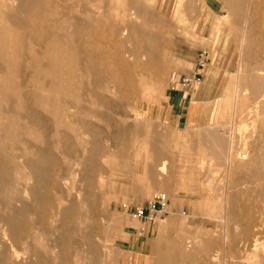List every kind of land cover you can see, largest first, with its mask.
<instances>
[{
    "label": "rangeland",
    "instance_id": "1",
    "mask_svg": "<svg viewBox=\"0 0 264 264\" xmlns=\"http://www.w3.org/2000/svg\"><path fill=\"white\" fill-rule=\"evenodd\" d=\"M20 1L0 0V156L3 158H0L3 160L0 178L6 179V182L0 181L3 189L0 190V234L3 236L0 240L6 243H0V264H25V252L29 250L32 258H35L32 253L38 254L36 264H134L133 253L124 252L119 246L126 221L131 220L122 212L120 204L144 205L153 193L161 192L169 197L170 188L186 203L185 215L203 223L205 264H251L249 253L254 246L264 245V0H237L235 18L232 17V0L216 2L215 15L211 16L218 34L216 40L220 38L216 46L224 58L232 59V65L224 63L217 75L221 83V112L216 122L195 130L171 129L152 117V111L160 106L166 90L171 89L169 76L172 73L183 75L175 56L180 52V42L187 38L183 29L189 21L199 19L190 15L203 12V0H64L66 3L47 0L49 21L36 20L35 23L22 11H17ZM133 8L144 14L131 21ZM251 13H255V17ZM145 14L156 21L154 32L164 40L161 55L167 60L166 71L158 86L147 81L134 89L124 88L114 74L107 56L108 48L94 40L78 41L68 27L90 15L113 22L119 35L121 26L142 22ZM34 24L37 27H33ZM30 33L37 35L30 36ZM92 64L102 66L104 73L95 70ZM196 68L195 60L191 73ZM123 140H127L126 143ZM31 142L34 144L30 148ZM228 150H232L231 164L226 161ZM240 152L243 156L247 154V158H235ZM161 159L167 164L164 174L158 171ZM37 184L42 186L39 188ZM30 197L34 198L33 202ZM20 199L24 203L19 202ZM10 215L15 216L16 222L11 230L6 222ZM17 218L24 223L20 224ZM6 229L16 239L10 237ZM22 237L24 240L20 239ZM20 245L28 250L18 248ZM232 247L238 248L235 255H232ZM67 255L73 257H68L69 262ZM261 257L263 259L257 258L258 262L264 264V254ZM253 264L258 263L255 260Z\"/></svg>",
    "mask_w": 264,
    "mask_h": 264
},
{
    "label": "crops",
    "instance_id": "2",
    "mask_svg": "<svg viewBox=\"0 0 264 264\" xmlns=\"http://www.w3.org/2000/svg\"><path fill=\"white\" fill-rule=\"evenodd\" d=\"M203 1V12L190 15L199 19L189 21L182 31L187 38L180 42V52L175 57L181 74L189 75L195 66L196 56L205 52L204 75L191 92L168 88L160 106L152 111V117L175 130L203 129L216 122L221 112V83L217 75L224 63L232 65V59L224 58L216 46L220 38L216 40L218 34L211 16L214 17L219 0ZM186 211V203L170 188L164 215L143 225L127 220L119 246L124 252L133 253L134 264H205L203 223L196 217L186 216ZM142 227L144 230L138 235ZM190 241H193L191 246L188 245ZM163 255L172 259L164 260Z\"/></svg>",
    "mask_w": 264,
    "mask_h": 264
},
{
    "label": "bare ground",
    "instance_id": "3",
    "mask_svg": "<svg viewBox=\"0 0 264 264\" xmlns=\"http://www.w3.org/2000/svg\"><path fill=\"white\" fill-rule=\"evenodd\" d=\"M61 1V0H60ZM75 1V0H74ZM74 1H73V3H74ZM18 2H19V0H18ZM21 3L19 4V6L17 7V11L19 10V11H22L24 14H25V16L28 18V19H31V23H35L36 22V20H46V21H49V18L51 17L50 15V13L48 12V11H46V2H47V0H22V1H20ZM61 2H65L64 0L63 1H61ZM108 2V1H107ZM260 2V1H259ZM66 3V2H65ZM105 3H106V1H105ZM68 4V3H67ZM72 4V3H71ZM107 4V3H106ZM248 4V3H247ZM74 5V4H73ZM105 5V4H104ZM104 5H103V7H104ZM253 5V4H252ZM65 6V5H64ZM67 7V6H66ZM65 7V8H66ZM16 8V7H15ZM72 8V7H71ZM262 8V7H261ZM257 8H255V10H256ZM64 10V9H63ZM133 10H134V12L131 14V17H130V20L131 19H136V18H139V17H141L143 14H144V12L142 11V10H140V9H138V8H133ZM260 10V9H259ZM105 11H106V9H105ZM248 11V10H247ZM253 11H254V9H253ZM4 12V11H3ZM107 12V11H106ZM252 12V11H251ZM253 13V12H252ZM251 13V14H252ZM63 14H64V11H63ZM255 14V13H254ZM254 14H252V16H254ZM247 15V14H246ZM67 16V15H66ZM75 16V15H74ZM236 16H238V6H237V0H232V17H236ZM11 17H13V16H11ZM26 17H25V19H26ZM78 17V16H77ZM76 17V18H77ZM229 17V16H228ZM255 17V16H254ZM253 17V18H254ZM260 17V16H259ZM75 18V17H74ZM14 19V18H13ZM15 19H17V18H15ZM259 19V18H258ZM245 20H246V17H245ZM260 20V19H259ZM132 21V20H131ZM9 22V21H8ZM20 22V21H19ZM19 22H17V24L19 23ZM41 22V21H40ZM39 22V23H40ZM156 23V21H153V19L151 18V17H149L148 16V14H145V20H143L142 22H128V23H126L123 27L121 26V29L119 30L120 32H119V35H118V28H117V26L113 23V22H110V21H108V20H103V19H101L100 17H96V16H90V15H86L84 18H82L81 19V22L79 23V24H76V23H71V24H69L68 25V27L70 28V30H71V33H72V35H73V37H75V38H77L78 39V41H86V42H90V40H94L95 42H97V43H100L101 45H103L104 47H107L108 48V54H107V56H108V58H109V60H110V62L112 63V65H113V67H114V74H115V76H117L119 79H120V82L121 83H123L124 84V88H128V89H134V88H136L137 87V85L139 84V83H141V85H144V84H146V82L148 81V82H150V83H152L153 85H156V86H158L159 84H160V81H161V79H163V77H164V75H163V77H162V74H163V72H164V70H165V60L166 59H164L163 57H162V47H164L163 45H164V40L162 39V38H160V37H158V36H156V34H155V28H153V23ZM22 23V22H21ZM20 23V24H21ZM39 23H37V24H39ZM261 23V22H260ZM29 24V23H28ZM36 24V25H37ZM19 25V24H18ZM30 25V24H29ZM31 25H33V24H31ZM35 25V24H34ZM33 26V27H37V26ZM45 25V24H44ZM246 25V24H245ZM244 25V26H245ZM252 25V24H251ZM20 26V25H19ZM25 26H27V25H25ZM46 26V25H45ZM50 27H51V25H49ZM33 27H30L31 29L33 28ZM39 27V26H38ZM255 27V26H254ZM254 27H253V29H254ZM258 27H260V26H258ZM21 28H22V26H21ZM42 28V27H41ZM261 28V27H260ZM30 29V30H31ZM40 29V28H39ZM238 29V28H237ZM257 28H255V30H256ZM38 30V29H37ZM44 30H45V28H44ZM244 30V29H243ZM259 30V29H258ZM258 30H256V31H258ZM33 31H34V28H33ZM41 30H39V32H40ZM46 31V30H45ZM29 32V31H28ZM32 32V31H31ZM237 32V31H236ZM244 32V31H243ZM243 32L241 33V35L243 34ZM259 32H260V30H259ZM263 32V31H262ZM34 33V32H33ZM36 33H37V31H36ZM46 33H47V31H46ZM50 33V32H49ZM52 33V32H51ZM31 34L32 33H30V36H31ZM55 34V33H54ZM27 35V34H26ZM33 35V34H32ZM37 34H35V35H33V36H36ZM39 35H41V34H39ZM60 35V34H59ZM62 35V34H61ZM42 36V35H41ZM40 36V37H41ZM49 36V35H48ZM244 36V35H243ZM263 36V35H262ZM38 37V36H37ZM37 37H35V39L37 38ZM45 37V35H43V38ZM237 37V36H236ZM32 38H34V37H32ZM50 38V37H49ZM41 39V38H40ZM167 39V38H166ZM245 39V38H244ZM263 39V38H262ZM62 40V39H61ZM241 40H242V38H241ZM39 41V40H38ZM41 41V40H40ZM44 41V40H43ZM64 41V40H63ZM238 41V40H237ZM236 41V42H237ZM246 41V40H245ZM36 42V41H35ZM42 42V41H41ZM45 42V41H44ZM43 42V43H44ZM73 42H75V41H73ZM80 42H77V43H80ZM85 42V43H86ZM241 42V41H240ZM36 43H38L39 44V42H36ZM126 43H127V45H126ZM166 43V42H165ZM242 43V42H241ZM244 43H246V42H244ZM260 43H262V42H260ZM41 45V44H40ZM39 45V46H40ZM44 45V44H43ZM63 45H64V43H63ZM81 45V44H80ZM83 45V44H82ZM263 45V44H262ZM65 46V45H64ZM77 46H78V44H77ZM239 46V45H238ZM242 46V45H241ZM241 46L239 47V48H241ZM42 47V46H41ZM76 47V46H75ZM83 47V46H82ZM84 49H86V45H84ZM90 47V46H89ZM255 47H256V44H255ZM253 48V47H252ZM43 49V48H42ZM78 49V48H77ZM89 49V48H88ZM94 49V48H93ZM104 49V48H103ZM87 50V49H86ZM81 51V50H80ZM94 53V55H95V50H92ZM91 51V52H92ZM102 52H103V50H101ZM166 51V50H165ZM240 51H241V49H240ZM79 52V51H78ZM99 52V51H98ZM37 53H38V50H37ZM77 53V52H76ZM84 53V52H83ZM252 53V52H251ZM254 53V52H253ZM26 54V53H25ZM79 54V53H78ZM89 54V53H88ZM92 54V55H93ZM98 54V53H97ZM103 56V55H102ZM249 56H250V54H249ZM256 56V55H255ZM87 57H88V55H87ZM96 57V56H95ZM94 57V58H95ZM165 57V56H164ZM99 58V57H98ZM103 58V57H102ZM90 59H91V57H90ZM96 59V58H95ZM81 60V59H80ZM84 60V59H83ZM93 60V59H92ZM102 60V59H101ZM104 60H105V58H104ZM85 61H86V59H85ZM98 61V60H97ZM167 61V60H166ZM99 62V61H98ZM103 62V61H102ZM105 62H107V61H105ZM104 62V63H105ZM23 63V62H22ZM79 63H80V61H79ZM100 63V62H99ZM82 64H83V62H82ZM88 64V63H87ZM98 64V63H97ZM101 64V63H100ZM42 65V64H41ZM89 65V64H88ZM106 65V64H105ZM44 66H45V64H44ZM95 70H98V71H102L101 73L103 74L104 73V71L103 70H105V69H102V66H96V64H92L91 65ZM22 67V66H21ZM43 67V66H42ZM88 67V66H87ZM91 68V67H90ZM104 68V67H103ZM109 68V67H108ZM107 68V69H108ZM3 70H4V68H3ZM84 70V69H83ZM91 70V69H90ZM109 70V69H108ZM29 71V70H28ZM97 71V72H98ZM110 71V70H109ZM109 71H106V73L107 72H109ZM166 71V70H165ZM82 72V71H81ZM96 72V73H97ZM86 73V72H85ZM105 73V74H106ZM166 73V72H165ZM93 74H94V72H93ZM256 74V73H255ZM97 75V74H96ZM98 76V75H97ZM166 76V75H165ZM28 77V76H27ZM101 77V76H100ZM26 78V77H25ZM24 78V79H25ZM165 78V77H164ZM237 78V77H236ZM99 79V78H98ZM101 79H102V77H101ZM164 80V79H163ZM27 81V80H26ZM98 81V80H97ZM48 82V81H47ZM85 82V81H84ZM96 82V81H95ZM101 82V81H100ZM119 82V81H118ZM119 82V83H120ZM91 83V82H90ZM99 83V82H98ZM103 83V82H102ZM93 84V83H92ZM24 85H25V83H24ZM100 85V84H99ZM47 86V85H46ZM97 86V85H96ZM148 87V86H147ZM99 88V87H98ZM149 88V87H148ZM82 89H83V87H82ZM88 89V88H87ZM92 90H94V89H92ZM92 90H91V92H92ZM28 91V90H27ZM32 91V90H31ZM26 92V91H25ZM81 92V91H80ZM96 92V91H95ZM29 93V92H28ZM83 93V92H82ZM93 93V97H94V92H92ZM101 93V92H100ZM85 94H86V92H85ZM97 94V93H96ZM103 94V93H102ZM106 94V93H105ZM30 95V94H29ZM74 95V94H73ZM72 95V96H73ZM91 95V94H90ZM264 95V94H263ZM24 96H25V94H24ZM81 96H82V94H81ZM27 97H28V95H27ZM91 97H92V95H91ZM101 97V96H100ZM99 97V98H100ZM25 98H26V96H25ZM30 98V97H29ZM37 98V97H36ZM83 98V97H82ZM97 98V97H96ZM108 98V97H107ZM107 98H105V99H107ZM103 99H104V97H103ZM104 99V100H105ZM28 100V99H27ZM32 100V99H31ZM88 100V99H87ZM102 100V99H101ZM238 100V99H237ZM61 101V100H60ZM86 101V100H85ZM239 101V100H238ZM27 102V101H26ZM68 102V101H67ZM87 102V101H86ZM103 102V101H102ZM101 102H99V104H100ZM84 105V104H83ZM100 105H102V103L100 104ZM73 106V105H72ZM87 106V105H86ZM85 106V107H86ZM71 107V106H70ZM34 108V107H33ZM84 109V108H83ZM40 111V110H39ZM77 112V111H76ZM82 112V111H81ZM80 112V113H81ZM99 112V111H98ZM42 113V112H41ZM96 114H97V111H96ZM95 114V115H96ZM20 115V114H19ZM70 116V115H69ZM68 116V117H69ZM98 116V115H97ZM45 117V116H44ZM48 118V117H47ZM51 119V118H50ZM21 120V119H20ZM44 120V119H43ZM75 120H77V119H75ZM82 120V119H81ZM52 121V120H51ZM78 121V120H77ZM86 121H87V119H86ZM38 122V121H37ZM50 122V121H49ZM78 123H80V121L78 122ZM88 123H90V122H88ZM37 124V123H36ZM44 124V123H43ZM47 124H49V123H47ZM83 124V123H82ZM84 124H86V123H84ZM41 125V124H40ZM39 125V126H40ZM45 125V124H44ZM50 125V124H49ZM48 125V126H49ZM35 126V125H34ZM87 126H88V124H87ZM86 126V127H87ZM41 127V126H40ZM39 127V128H40ZM44 128V127H43ZM51 128H52V124H51ZM131 128V127H130ZM40 129H42V128H40ZM127 129V128H126ZM142 130V129H141ZM43 131V130H42ZM49 131V130H48ZM51 131H52V129H51ZM54 131V130H53ZM126 131H128V130H126ZM130 131V130H129ZM50 132V131H49ZM67 133V132H66ZM20 134V133H19ZM46 134V133H45ZM49 134V133H48ZM68 134H70V133H68ZM218 134V133H217ZM22 135H23V133H22ZM15 136V135H14ZM47 136V135H46ZM128 137H129V135H127ZM61 137V136H60ZM68 138V137H67ZM23 139H24V137H23ZM22 139V140H23ZM47 139V138H46ZM14 140H15V138H14ZM158 140V139H157ZM122 141V140H121ZM121 141H120V143H121ZM124 141V140H123ZM125 141H127V140H125ZM124 141V142H125ZM229 141H231V140H229ZM29 142V141H28ZM67 142V141H66ZM161 142V141H160ZM193 142V141H192ZM46 143V142H45ZM126 143V142H125ZM156 143V142H155ZM157 143H159V142H157ZM32 144H34V143H32L31 142V145H30V143H29V145H28V147L30 146V148H31V146H32ZM65 144V143H64ZM194 144V143H193ZM50 145V144H49ZM232 145V144H231ZM36 146V145H35ZM156 146V145H155ZM28 147H26V148H28ZM37 147H38V145H37ZM37 147L35 148V149H37ZM70 147V146H69ZM239 147V146H238ZM42 148V147H41ZM158 148V147H157ZM160 148V147H159ZM230 148V147H229ZM240 148V147H239ZM68 149V148H67ZM157 150V149H156ZM161 150V149H160ZM160 150H159V152H160ZM239 150V149H238ZM36 151V150H35ZM39 151H41V150H39ZM68 151V150H67ZM162 151V150H161ZM232 150H228L227 151V155H226V161L228 160V162L231 164V162H233L232 161V156H231V152ZM235 151V150H234ZM69 152H70V150H69ZM158 152V151H157ZM237 152V151H236ZM241 152H242V149H241ZM239 153V154H237V156L235 157V158H237V159H239V160H243V159H245V157L247 158V154L245 155L244 154V156L242 155V153ZM45 153V152H44ZM72 153V152H71ZM246 153V152H245ZM46 154V153H45ZM159 154V153H158ZM35 155V154H34ZM37 155V154H36ZM71 155V154H70ZM162 155V154H161ZM164 155H165V153H164ZM38 156H43L42 154H38ZM159 156V155H158ZM242 156L244 157V158H242ZM18 157V156H17ZM160 157V156H159ZM234 157V156H233ZM0 158L1 159H3L1 156H0ZM6 158V157H5ZM26 158H29V157H26ZM25 158V159H26ZM46 157H44V158H42V159H45ZM49 158V157H48ZM47 158V159H48ZM234 158V159H235ZM41 159V158H40ZM41 159V160H42ZM165 159H167V158H165ZM29 160V159H28ZM40 160V161H41ZM1 161H3V160H1ZM0 161V162H1ZM5 161V160H4ZM26 161V160H25ZM29 162V161H28ZM82 162V161H81ZM160 162H162V159H161V161ZM34 163V162H33ZM33 163H31L30 164V166H32L33 165ZM42 163H44L43 161H42ZM4 164V163H3ZM45 164V163H44ZM43 164V165H44ZM47 164V163H46ZM212 164V163H211ZM1 165V164H0ZM10 165V164H9ZM8 165V166H9ZM156 165V164H155ZM167 165V164H166ZM165 162L163 161L161 164H159V169H158V171H159V174H164L163 172H164V170H165ZM41 166L42 165H40V167L39 168H41ZM46 166V165H45ZM48 166V165H47ZM153 166V165H152ZM1 167V166H0ZM44 167V166H43ZM227 167V166H226ZM3 168H5L6 169V167H3ZM10 168V167H9ZM29 168H31V167H29ZM37 169L36 167H33V169H37L38 171L40 170V169ZM209 168V167H208ZM262 168V167H261ZM0 169H2V168H0ZM8 169V168H7ZM6 169V170H7ZM12 169V168H11ZM155 169V168H154ZM42 170V169H41ZM228 170V169H227ZM29 171H31V170H29ZM33 172H34V170H32ZM158 171H156V172H158ZM1 172V171H0ZM41 172V171H40ZM155 172V173H156ZM221 172V171H220ZM250 172H252V171H250ZM254 172V171H253ZM1 173H3V172H1ZM10 173V172H9ZM35 173H37L36 171H35ZM143 173V172H142ZM16 174V173H15ZM30 174H31V172H30ZM47 174V173H46ZM152 174V173H151ZM157 174V173H156ZM5 175V174H4ZM12 175V174H11ZM22 175V174H21ZM35 175V174H34ZM40 175V174H39ZM38 175V173H37V176H39ZM150 175V174H149ZM218 175V174H217ZM0 176H2V175H0ZM15 176V175H14ZM17 176V175H16ZM31 176H33V175H31ZM211 176H213V174L211 175ZM1 178H3V177H1ZM0 178V181L2 180H6V179H1ZM7 178V177H6ZM21 178V177H20ZM34 178V177H33ZM14 179V178H13ZM12 179V180H13ZM37 179H38V177H37ZM37 179H36V181H37ZM40 179V178H39ZM164 179H166V178H163V180ZM212 179V178H211ZM7 180H9V182H10V179H7ZM17 180V179H16ZM42 180V179H41ZM154 180V179H153ZM156 180V179H155ZM34 181H35V179H34ZM43 181V180H42ZM44 181H45V178H44ZM158 181V180H157ZM162 181V180H161ZM165 181H167V180H165ZM165 181H164V183H165ZM6 182V181H5ZM51 182V181H50ZM50 182H49V184H50ZM2 183V182H1ZM52 183V182H51ZM156 183V182H155ZM154 183V184H155ZM163 183V182H162ZM11 184V183H10ZM20 184H22L21 183V181H20ZM35 184V183H34ZM39 184H40V182H39ZM41 184H43V183H41ZM55 184V183H54ZM54 184H53V186H54ZM166 184V183H165ZM5 185V184H4ZM4 185H2V186H4ZM12 185V184H11ZM38 185V184H37ZM5 186H7V184L5 185ZM18 186V185H17ZM42 186V185H41ZM41 186H39L38 185V187L40 188ZM45 186V185H44ZM43 186V187H44ZM52 186V187H53ZM58 186V185H57ZM157 186V185H156ZM0 187H1V184H0ZM15 187V186H14ZM21 187H22V185H21ZM33 187V186H32ZM38 187H36V188H38ZM42 187V188H43ZM48 187V186H47ZM47 187H44L45 189L47 188ZM50 187V186H49ZM48 187V189H50ZM69 187V186H68ZM151 187H153V185L151 186ZM164 187H166V186H164ZM10 188V187H9ZM26 188V187H25ZM28 189L29 188H31V187H27ZM43 188V189H44ZM54 188V187H53ZM60 188V187H59ZM154 188H155V186H154ZM162 188V187H161ZM21 189H24V188H21ZM32 189V188H31ZM45 189H44V191H45ZM57 189V188H56ZM210 189V188H209ZM0 190L2 191L3 189H1L0 188ZM6 190V189H5ZM15 190H17L18 191V188L17 189H15ZM26 190V189H25ZM33 190V189H32ZM60 190V189H59ZM0 191V192H1ZM7 191H8V189H7ZM13 191H14V189H13ZM22 191V190H21ZM29 191H31V190H29ZM38 191V190H37ZM43 191V192H44ZM63 191V190H62ZM4 193L6 192V191H3ZM27 193H28V191H26ZM46 192V191H45ZM212 192V191H211ZM6 193H9V192H6ZM23 193H24V191H23ZM22 193V194H23ZM32 193V192H31ZM49 193V192H48ZM57 193L58 194H60V192H58L57 191ZM33 194V193H32ZM57 194V195H58ZM212 194V193H211ZM5 195V194H4ZM9 195V194H8ZM27 195H29V194H27ZM40 195H41V193H40ZM43 195V194H42ZM46 195V194H45ZM61 195V194H60ZM72 195V194H71ZM32 196V195H31ZM38 196H39V194H38ZM47 196V195H46ZM68 196V195H67ZM67 196H65V197H67ZM25 197V196H24ZM24 197L22 198V199H24ZM34 197V196H33ZM62 197H63V195H62ZM74 197V196H73ZM73 197L71 196L70 198H72L73 199ZM3 198V197H2ZM7 198V197H6ZM6 198H5V200H6ZM31 198V197H30ZM35 198V197H34ZM34 198H31L30 200H32V202H33V199ZM44 198V197H43ZM49 199H50V197H48ZM64 198V197H63ZM62 198V199H63ZM69 198V197H68ZM69 198V199H70ZM206 198V197H205ZM9 199H11V196H9ZM14 199H15V197H14ZM22 199H20V201L19 202H21V200ZM38 200L40 199V197L39 198H37ZM49 199H47V201L49 202ZM61 199V198H60ZM60 199H58V200H60ZM67 199V198H66ZM68 199V200H69ZM4 200V201H5ZM18 200V199H17ZM16 200V201H17ZM36 200V199H35ZM44 200V199H43ZM56 200V199H55ZM3 200H2V202H4ZM7 201V200H6ZM11 201H13V200H11ZM23 201V203H24V200H22ZM40 201V200H39ZM57 201V200H56ZM56 201H55V203H56ZM62 201V200H61ZM60 201V202H61ZM75 201V200H74ZM73 201V202H74ZM41 202V201H40ZM51 202V201H50ZM59 202V203H60ZM72 202V203H73ZM8 203V202H7ZM11 203H13V202H11ZM11 203H10V205H11ZM15 203H18V202H15ZM23 203H22V205H23ZM26 203V202H25ZM35 203V202H34ZM38 203V202H37ZM42 203V202H41ZM40 203V204H41ZM44 203H46L45 201H44ZM52 203V202H51ZM58 203V204H59ZM2 204V203H1ZM9 204V203H8ZM39 204V203H38ZM38 204H35L36 206L38 205ZM39 204V205H40ZM49 204V203H48ZM57 204V203H56ZM77 204V203H76ZM5 205V204H4ZM13 205V204H12ZM20 205H21V203H20ZM19 205V206H20ZM26 205V204H25ZM25 205H24V207H25ZM34 205V206H35ZM42 205V204H41ZM46 205H47V203H46ZM51 205V204H50ZM49 205V206H50ZM69 205V204H68ZM27 206V205H26ZM43 206V205H42ZM52 206H53V204H52ZM56 206V205H55ZM70 206V205H69ZM76 206V205H75ZM74 206V207H75ZM17 207V206H16ZM21 208V207H20ZM22 208H23V206H22ZM36 208V207H35ZM38 208V207H37ZM41 208V206L38 208V209H40ZM45 208V207H44ZM53 208V207H52ZM57 208V207H56ZM55 208V209H56ZM62 208V207H61ZM77 208V207H76ZM75 208V209H76ZM18 209H19V207H18ZM24 209V208H23ZM23 209H21V210H23ZM48 209V208H47ZM6 210H7V208H6ZM17 210V209H16ZM21 210H19L20 212H21ZM25 210V209H24ZM41 210V209H40ZM50 210V209H49ZM66 210V209H65ZM78 211H79V209H77ZM18 211V212H19ZM64 211V210H63ZM73 211V210H72ZM81 211V210H80ZM75 212V211H74ZM85 212V211H84ZM22 213H23V211H22ZM40 213V212H39ZM41 213H42V210H41ZM59 213H60V211H59ZM58 213V214H59ZM76 213V212H75ZM79 213V212H78ZM82 213V212H81ZM4 214V213H3ZM18 214V213H17ZM20 215H21V213H19ZM18 214V215H19ZM54 214V213H53ZM24 215V214H23ZM46 215V214H45ZM80 215H82V214H80ZM84 215V214H83ZM89 215V214H88ZM4 216V215H3ZM26 216V215H25ZM24 216V217H25ZM42 216V215H41ZM56 216V215H55ZM240 216V215H239ZM239 216H238V218H239ZM59 217V216H58ZM14 218H15V216H8V217H6V222L9 224V228L11 227H13V226H15L16 224V222H14L15 220H14ZM22 218H23V216H22ZM55 218V217H54ZM60 218V217H59ZM66 218V217H65ZM242 218V217H241ZM1 219V218H0ZM3 219V218H2ZM90 219V218H89ZM240 219V218H239ZM17 220L20 222V224H23V223H21V221H20V219H18L17 218ZM41 220V219H40ZM57 220V219H56ZM59 220V219H58ZM78 220V219H77ZM3 221V220H2ZM55 221V220H54ZM70 221V220H69ZM69 221H68V223H69ZM80 221H81V219H80ZM79 221V222H80ZM88 221V220H87ZM87 221H85V222H87ZM237 221H239V220H237ZM39 222V221H38ZM63 222V221H62ZM84 222V223H85ZM89 222V221H88ZM27 223V222H26ZM53 223V222H52ZM83 223V224H84ZM241 223V222H240ZM6 224V223H5ZM19 224V225H20ZM33 223H31V225H32ZM48 224V223H47ZM58 225L60 224V223H57ZM67 224V223H66ZM76 224V223H75ZM87 224V223H86ZM1 225V224H0ZM25 225V224H24ZM34 225V224H33ZM38 225H39V223H38ZM50 225V224H49ZM62 225V224H61ZM241 225V224H240ZM245 225V224H244ZM4 226V225H3ZM2 226V227H3ZM6 226V225H5ZM26 226V225H25ZM42 226V225H41ZM45 226V225H44ZM54 226V225H53ZM2 227H1V229H2ZM20 227V226H19ZM19 227H17V228H19ZM22 227V226H21ZM24 227V226H23ZM28 227V226H27ZM35 227H36V225H35ZM38 227V226H37ZM55 227V226H54ZM84 227V226H83ZM250 227H251V225H250ZM9 228H8V231H9ZM11 228H10V230H11ZM46 228V227H45ZM58 228V227H57ZM61 228V227H60ZM63 228V227H62ZM92 228V227H91ZM13 229V228H12ZM21 229V228H20ZM23 229V228H22ZM21 229V230H22ZM26 229V228H25ZM50 229V228H49ZM59 229V228H58ZM247 229V228H246ZM264 229V228H263ZM14 230H15V227H14ZM13 230V231H14ZM38 230V229H37ZM28 231V230H27ZM56 231V230H55ZM256 231V230H255ZM5 232H7V229H6V231ZM11 232V231H10ZM23 232H25V231H22V233ZM46 232V231H45ZM250 232V231H249ZM8 234H9V236L11 235L9 232H7ZM12 233V232H11ZM14 233V232H13ZM16 234V233H15ZM25 234V233H24ZM5 235V234H4ZM17 235H18V237H19V234L17 233ZM26 235V234H25ZM247 235V234H246ZM252 235V234H251ZM0 236H2V233L0 234ZM20 236H21V234H20ZM31 236H32V234H31ZM30 236V237H31ZM33 236H34V234H33ZM42 236V235H41ZM3 237V236H2ZM10 237H13L12 235L10 236ZM17 237V238H18ZM25 237V236H24ZM24 237H22V238H20V239H22V240H24ZM27 237V236H26ZM37 237V236H36ZM48 237V236H47ZM46 237V238H47ZM14 239H16L15 237H13ZM12 238V239H13ZM226 238V237H225ZM6 239V238H5ZM10 239V238H9ZM11 239V240H12ZM27 239H29V238H27ZM31 239V238H30ZM44 239V238H43ZM2 240V239H1ZM1 240H0V243H3V242H1ZM17 240H19V239H17ZM48 240V239H47ZM225 240V239H224ZM230 240H232V239H230ZM3 241H4V239H3ZM10 241V240H9ZM12 241H14V240H12ZM19 241H21V240H19ZM28 241V240H27ZM30 241V240H29ZM51 241V240H50ZM49 241V242H50ZM53 241H55V240H53ZM67 241V240H66ZM69 241V240H68ZM67 241V242H68ZM169 241V240H168ZM196 241V240H195ZM226 241V240H225ZM224 241V242H225ZM252 241V240H251ZM8 242V241H7ZM15 242V241H14ZM31 242V241H30ZM191 242V241H190ZM200 242V241H199ZM260 242H262V241H260ZM16 243V242H15ZM47 243V242H46ZM51 243V242H50ZM64 243H65V241H64ZM222 243V242H221ZM241 243H242V241H241ZM240 243V244H241ZM3 244H6L5 242L3 243ZM13 244V243H12ZM17 244H19V242L18 243H16V245ZM22 244H24V243H22ZM28 244V243H27ZM27 244H26V246H27ZM31 244V243H30ZM55 244H57V242L55 243ZM61 244V243H60ZM198 244V243H197ZM234 244H235V242H234ZM233 244V245H234ZM257 244V243H256ZM9 246H10V244H8ZM7 245V246H8ZM14 245V244H13ZM12 245V246H13ZM29 245V244H28ZM33 245H35V244H33ZM59 245V244H58ZM58 245H56V246H58ZM62 245V244H61ZM189 245V244H188ZM236 245V244H235ZM234 245V246H235ZM242 245V244H241ZM240 245V246H241ZM244 245V244H243ZM252 245V244H251ZM253 245H254V243H253ZM261 245V244H260ZM0 246H1V244H0ZM21 246V245H20ZM18 247V248H22V246H25V245H22L21 247ZM70 246H71V244H70ZM232 246V245H231ZM3 247H4V245H3ZM11 247V246H10ZM29 247V246H28ZM31 247H32V245H31ZM55 247V246H54ZM59 247V246H58ZM64 247V246H63ZM239 247V246H238ZM245 247H246V245H245ZM9 248V247H8ZM11 248H15V247H11ZM26 247H24V248H22L23 249V251H24V249H25ZM37 248V247H36ZM1 249V248H0ZM12 249V250H13ZM16 250H18L17 249V247L15 248ZM14 249V250H15ZM32 249V248H31ZM74 249V248H73ZM72 249V250H73ZM232 249V255H235L236 254V249H238V248H234V247H232L231 248ZM240 249V248H239ZM249 249V248H248ZM7 250V249H6ZM5 250V251H6ZM11 250V251H12ZM21 250V249H20ZM19 250V251H20ZM26 250V249H25ZM28 250V249H27ZM26 250V251H27ZM36 250V249H35ZM52 250V249H51ZM50 250V251H51ZM153 250V249H152ZM155 250V249H154ZM18 251V252H19ZM56 251V250H55ZM64 251H66V250H64ZM69 251V250H68ZM78 251V250H77ZM9 252H10V250H9ZM14 251H12V253H13ZM29 252H30V250H29ZM28 251L27 252H25V254H26V260L24 261L25 262V264H28V263H31V264H36V257H38V254H35V253H32L31 255H33V257H35V258H32V256H30V253H29ZM33 252V251H32ZM40 252V251H39ZM42 252V251H41ZM41 252L39 253V254H41ZM70 252H71V250H70ZM73 252V251H72ZM75 253H77L76 251H74ZM79 252V251H78ZM264 252V245H261V246H259V244H258V247H255L254 246V248L252 249V252H250L249 253V255H248V258H249V263H251V264H253L254 263V261L256 260L257 261V263L259 264V260L258 259H263L261 256L264 254L263 253ZM5 253H7V252H5ZM16 253V252H15ZM22 253V252H21ZM80 253V252H79ZM155 253V252H154ZM262 253V254H261ZM58 253H56V255H57ZM71 254V253H70ZM152 254H153V251H152ZM199 254V253H198ZM212 254V253H211ZM1 255V254H0ZM3 255V254H2ZM6 255V254H5ZM48 255V254H47ZM56 255H55V257H56ZM59 255H61V256H63L62 254H59ZM72 255H73V253H72ZM76 255V254H75ZM79 255V254H78ZM244 255V254H243ZM20 256V255H19ZM53 256V255H52ZM70 255H67V257L66 258H68ZM77 256V255H76ZM150 256H151V254H150ZM212 256V255H211ZM51 256H49V258H50ZM70 257H72V256H70ZM92 257V256H91ZM90 257V258H91ZM201 257H203L202 255H201ZM22 258V257H21ZM54 258V257H53ZM65 258V257H64ZM73 258V257H72ZM83 258V257H82ZM85 258V257H84ZM95 258V257H94ZM93 258V259H94ZM155 258V257H154ZM258 258V259H257ZM5 259H6V257H5ZM58 259V258H57ZM63 259V257H61V260ZM69 259L70 258H68V262H69ZM162 259H164V260H171L172 259V257L171 256H164L163 255V257H162ZM161 259V260H162ZM203 259V258H202ZM207 259V258H206ZM11 260H12V258H11ZM50 260V259H49ZM65 260V259H64ZM71 260H73V259H71ZM75 260V259H74ZM205 260V259H204ZM7 261H9V260H7ZM77 261V260H76ZM75 261V262H76ZM206 261V260H205ZM1 262V261H0ZM6 262V261H5ZM64 262V261H63ZM79 263H80V261H78ZM77 262V263H78ZM83 263H84V261H82ZM87 262V261H86ZM260 262H262V260L260 261ZM4 263V262H3ZM60 263V262H59ZM65 263V262H64ZM73 263V262H72ZM195 263V262H194ZM210 263V262H209ZM263 263V262H262ZM51 264V263H50ZM65 264H67V263H65ZM70 264V263H69ZM161 264V263H160Z\"/></svg>",
    "mask_w": 264,
    "mask_h": 264
},
{
    "label": "built area",
    "instance_id": "4",
    "mask_svg": "<svg viewBox=\"0 0 264 264\" xmlns=\"http://www.w3.org/2000/svg\"><path fill=\"white\" fill-rule=\"evenodd\" d=\"M207 55L205 52H200L196 58L197 68L189 75H178L172 73L169 76L168 84L171 89H180L191 92L195 89L199 81L202 79V72L206 68ZM165 193H153L149 200L144 205H130L126 202L120 204V208L132 221L140 222L142 225L147 222H152L165 213L167 202ZM144 230L142 227L138 235Z\"/></svg>",
    "mask_w": 264,
    "mask_h": 264
}]
</instances>
